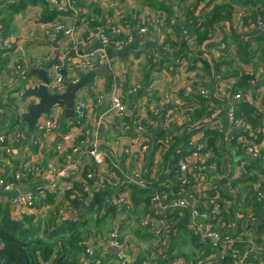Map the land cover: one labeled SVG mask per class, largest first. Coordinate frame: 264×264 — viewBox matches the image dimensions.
Masks as SVG:
<instances>
[{
    "label": "trees",
    "instance_id": "obj_1",
    "mask_svg": "<svg viewBox=\"0 0 264 264\" xmlns=\"http://www.w3.org/2000/svg\"><path fill=\"white\" fill-rule=\"evenodd\" d=\"M201 3L203 5L200 6ZM144 4L165 14L168 21V17L176 13L173 11V5H181L179 9H183L185 13L181 25L184 29H189L197 46L204 51L215 44L214 34L221 30L223 47H219L220 42L218 45L220 60L209 61L203 57L200 59L207 74L218 76L220 79H234V83L230 85V90L233 91H248L253 97L261 91V87L264 86V28H258L256 23L259 20L264 21V0H194L190 3L187 0H144ZM37 5L43 8L39 20L49 21L63 14L62 11L52 8L47 0H10L0 6V14L3 13V16H0V35L9 34L12 15L24 11L29 6ZM235 6L250 8L246 13L242 12L237 23L232 19ZM101 23L94 19L89 25L94 28ZM235 59L240 63L238 67L232 66ZM193 61L191 69L197 63L196 60ZM222 65L227 68L221 69ZM246 65H252L253 71L245 69ZM140 96L147 95L141 93ZM179 96L186 107L184 116L187 119L184 124H180L183 131L180 133L178 123L173 120L177 113L165 115L166 110L163 111V125L159 131V136H172L171 140L163 143V146L166 145V151L161 157L164 169L158 171L159 181H164L171 187L160 189L167 193V200L176 198L180 189L177 162L190 152L185 148L194 133L199 132L205 149L213 151L212 160L218 165L215 171L218 175L220 165L226 162L225 155L230 152L229 147L233 144V139L229 141L223 130L206 125L210 116L226 106L225 99L212 93L201 95L196 91L186 93L185 90L179 91ZM6 99L9 103L13 101L9 95ZM3 104V100L0 99V107ZM233 104L236 117L242 118L252 126L264 127V114L250 100L235 101ZM146 109V116H152L151 103L147 104ZM135 113L134 111L133 116ZM186 127H190L192 131L187 133ZM256 136L255 141L258 142L264 138V133L258 132ZM157 139L158 137L151 139L154 141L153 148ZM247 162L245 173L238 178L229 179L231 185L240 189L236 195L230 193L226 185L218 183L221 189L215 203L210 201L214 191H208L206 199L209 202L202 199L193 205L202 213H206L213 206L218 207V212H212L207 220L213 229H218L223 224L221 230L231 236L244 232L243 240L236 241L233 245L238 253L249 248V241L245 237L253 226L250 213L258 216L262 211L261 205L253 197L252 186L258 180V173H264V167L254 160ZM89 167L92 166H84L83 175ZM126 186L123 185L122 189L125 187L129 189V205L125 207L128 212L126 210L127 214L124 213L126 216L121 219L116 229L123 241L129 243L134 239L136 243L135 252L131 251L136 261L128 264H142L146 260H151L152 264H165L173 257L184 259L188 264H196L198 260L206 257L215 258V264H237V254L231 251L225 253L222 247L197 235L191 225V215L187 208L152 212V197L156 189L141 188L132 184ZM74 188L76 189V186ZM112 192L106 189L95 192L87 206L81 210L80 217L75 219L69 218L66 211L61 209V202L55 204L57 194L54 191L48 190L45 197L38 200L53 205L40 217L36 214H24L20 219H16L13 207L0 199V264H124L117 256L106 251L96 257L90 256L85 262L86 238L99 233L107 234L115 229L112 226L108 231L102 230L109 228L117 216L118 206L112 202ZM70 194L71 191L66 190L64 199H68L74 205ZM36 200L37 198H32V206ZM226 201L230 203L228 207L225 206ZM207 206L210 209H206ZM148 216L155 220L153 225L146 223ZM162 221L166 222L163 236L153 231L156 227H162ZM231 222L236 225L229 226ZM253 232H255L252 234L253 241H260V235H264V225L257 226ZM130 249L129 247L125 249L128 254ZM244 261L245 264H264V257L249 253Z\"/></svg>",
    "mask_w": 264,
    "mask_h": 264
},
{
    "label": "crops",
    "instance_id": "obj_2",
    "mask_svg": "<svg viewBox=\"0 0 264 264\" xmlns=\"http://www.w3.org/2000/svg\"><path fill=\"white\" fill-rule=\"evenodd\" d=\"M7 1L10 0H0V6ZM58 5L59 3L55 4V6L51 4V7L57 9ZM85 10L86 9L84 8V11ZM42 11V6H29L24 11L12 15L10 17L9 34L0 35V37L8 36L11 39V43L8 47L3 48L0 45V99L3 100L4 103L2 107L6 109V114L0 121V134L4 133L6 135V138L8 139L7 142L13 150L11 155H5L0 151V177L3 176V178L11 181L14 178L15 173L20 170L28 174L27 178L18 181L14 191H5L0 189V198L4 203H9L13 207L12 210L15 217H21L24 214H36V216L38 215L40 217L45 208L50 209L52 204L39 202L38 200L43 199L48 190L54 191L57 194L56 202L59 201L62 203L61 209L66 211L69 218L75 219L80 217L81 210L87 206L95 192L105 189L99 184V178L97 175L110 176L114 173L108 163H103L98 168L88 155V149L95 145L101 150L107 152V154L111 155V159L116 160L117 158L121 161V157H115L114 155L121 154L124 147L132 145L136 142V131L132 127V123L126 122L123 118L120 120L117 115L109 112L108 110L110 107L109 94L111 87H113L114 84L118 83L122 87L121 91L123 100L127 104V112L129 103L137 105L142 112L141 114H143V122L146 123L149 128L151 126L149 121L153 115L151 114L152 116H146L148 103H151L153 109H159L158 117H160V121H162L163 125V111L166 110L165 115L174 114L176 101V95L174 94L175 91L180 88H185L198 92V89L201 90L205 88L208 89L209 92H214L216 86L220 82H218L220 78L218 76L211 75V79L208 81L193 79V84H191L192 80L191 78H188L187 74L184 78L180 79L177 75H173L172 72H168L167 67L163 70L162 63L157 61V59L160 58L153 51H150V49L153 50L154 43L158 41V37L156 40V29L153 27H149L147 31L148 33L145 35L137 36L135 40L127 45L123 50L118 51L111 44L107 45L105 47L107 61L104 62H106L108 74L97 75L91 83L81 88L83 96L87 100L88 104L85 116L80 123H74L75 126L72 124V118L66 119L62 126L63 130L61 134L67 135L68 145H81V151L75 158L79 159V162L82 164V173L84 166L89 165L92 167H89L88 170H95L97 175H95V178H89L85 181L84 178L81 177L83 174L78 178H60L57 180V188L52 189L50 186L52 180L50 170L60 169L63 165V156L56 150L55 143L58 141L60 124L63 123L64 119H60L59 121V127L56 132V137L54 136L53 143H46V141L42 138L41 133L36 128L32 132L28 131L27 124L22 119V114L26 112L28 108L24 110L20 107L21 103L28 98L24 97L23 91L28 86H33L34 84L37 85L42 82L38 75L30 73V69L48 66L45 68L48 79L50 76L49 73L51 71V64L56 61L57 58H60L62 62H65L67 57L73 59L75 56L77 57L83 54H88L91 51L100 49L101 45L96 39V33H94V31L89 34V30L91 28L89 23L82 22L81 24L80 21L76 22L70 13L69 15L59 14L49 21H42L39 20V16ZM117 12L122 13L120 10ZM151 13L154 14L153 11H151ZM239 13V10H237L232 18L235 23H237V16H240ZM132 15L136 17L137 14L133 13ZM0 16L2 17L3 13H1ZM118 16L119 15H113L110 19L106 22H102L103 24H101L112 25L118 23ZM134 17L130 19L132 27H135L136 24L143 23L142 18L141 20H134ZM142 17H144V15ZM148 19H151V17H148ZM57 20L64 22L67 26L74 24L76 36L85 38L84 45L78 47L79 49L76 53L73 52L71 48L69 50L66 49L64 43L65 39L62 35L57 40V47L53 45L57 36L60 35L56 34L52 28V23ZM214 36H216V38L214 37L215 44L211 47H216L218 49V45L222 40V31L220 30L215 32ZM176 50H179L180 54L183 53L181 47H178ZM204 54L206 55L207 52H204ZM207 55L209 56V61L215 60V56L213 58L209 54ZM39 57L42 59L41 65L31 67L28 66L29 61ZM173 58L174 54L168 56L167 58H161L160 60H167V62L171 61V63H173ZM189 59L190 60L188 61H193L194 58L190 57ZM198 62H201V60ZM19 64H21L23 68L22 71H19L20 73L15 70V67ZM192 65L193 64H189V69H191ZM196 66L197 63H195V67ZM88 72H80L81 74L78 72L77 74H80L79 79ZM170 75H172V77H170ZM225 83L229 84L231 82L226 81ZM135 84L140 86L139 90L136 93H130L131 87ZM164 87H166V89L168 88L169 95L166 91H164ZM18 92H21L22 95H19ZM98 92H103V99H101L100 103L97 105L96 100ZM141 93H144L147 96L141 97ZM8 95L10 98H13L12 103L7 102L6 97H8ZM4 97L5 99H3ZM29 97L31 98L32 103L37 101L36 98L32 96ZM75 100L76 96L74 103ZM11 104H14L18 108H12L10 106ZM56 105L59 104H55L51 107L50 115L40 114L36 117L35 122L40 117L43 118L42 115L49 118L52 114H55L57 109L55 110L53 107ZM133 113L134 111H131L130 117L133 116ZM62 114H64V107ZM213 118H215L214 126L223 130L225 132V136L230 138L233 135V130L229 129L224 110L221 108L215 112L213 114ZM160 128L161 126L156 129L149 128L147 137L150 141L151 139H155L157 137H163L159 136ZM83 131H89V134H85ZM229 151V153L233 152L232 154L234 156H239L234 152L231 146L229 147ZM234 160L236 163L237 157L233 158L232 162H234ZM235 163L234 165H231V172L229 174L222 167L224 164L220 165L219 175L210 171V176L208 177L211 182H209L213 183L215 180L219 181L223 178H230L235 169ZM132 164L133 163L131 161H125L124 159L121 161L119 169L121 172L127 171L130 167H132ZM153 164L155 163L151 160L146 163L149 167ZM156 174L157 175H154L150 172L145 173L144 177L150 186L149 188L157 189L163 187L164 185L168 186L164 181H159L158 173ZM254 185L252 186V189L253 197L255 199ZM74 186H76V189ZM126 187L125 190H122L125 191V197L129 194V189ZM25 188H27L26 191H21L22 189L25 190ZM66 190L71 191L69 196L72 198V201H74V205L71 204L68 199H64V193ZM110 191H113L112 202L118 206L117 216L110 226L115 228L121 219L126 216L124 213H126V210L128 212V209H125V207L127 208L129 204L120 205L117 203L116 197H114V190ZM27 192H32L33 197L37 198L35 202L36 205L34 204L32 209H26V213L19 216L16 205L10 203L9 200L17 194H24ZM119 192L120 191H117V193ZM217 196L219 197V193ZM218 197L215 200H217ZM229 204L230 203L226 201L225 206L228 207ZM92 237L93 236H88L85 243L86 247L93 249V253L96 257L97 255L105 252L104 248L108 245V243H93L91 240ZM134 246L135 245H133V247ZM131 251L135 252V249H130V254H128L125 249L123 250V252L130 259L128 263L136 261L135 256L131 255L133 254ZM133 258L134 261H132ZM122 263L128 264L125 261H122Z\"/></svg>",
    "mask_w": 264,
    "mask_h": 264
},
{
    "label": "built area",
    "instance_id": "obj_3",
    "mask_svg": "<svg viewBox=\"0 0 264 264\" xmlns=\"http://www.w3.org/2000/svg\"><path fill=\"white\" fill-rule=\"evenodd\" d=\"M50 3L57 4L62 3L63 0H47ZM67 4V0H64ZM67 6V5H66ZM70 12V15L74 18L77 13L70 7L67 9ZM119 22L112 25H102L99 24L94 27L93 31L96 33V39L101 45V48L96 51H91L88 54H83L80 56H75L73 59L67 57L65 62H62L60 58H57L51 65L50 76L47 81L44 83L47 90L51 93L61 94L66 90L68 83H76L79 80L80 72H88L95 69L102 62L107 61V56L105 52V47L107 45H112L116 50H123L127 45L132 43L137 36H143L145 32L148 31L149 25L145 23L136 24L135 27H132L131 20H127L123 18L120 14L118 16ZM75 20V19H74ZM256 26L260 29L264 28V21H257ZM52 28L56 34L62 35L65 39V47L66 49H70L73 52L78 51V47L84 45L85 38H81L76 36L75 34V25H65L64 22L57 20L52 23ZM11 39L8 36L0 37V45L3 48H6L10 45ZM166 50H169V48ZM70 50V51H71ZM42 59L35 58L28 62V66L41 65ZM22 65L19 64L15 67L16 72L22 71ZM62 70L65 73H62ZM262 71L261 69H259ZM80 74H77V73ZM20 73V72H19ZM220 80H218L219 82ZM231 83L226 84L221 81L216 86L214 92H209L208 89H201V95H208L212 93L215 96L221 97L225 99L226 103L222 110L225 112V117L227 123L232 125L233 135L230 137V141L233 139L232 149L236 154H238L237 161L235 163V169L230 178H227L226 189L230 191L232 194H237L239 192L238 186H233L230 184L229 179H235L240 177L243 173L246 172V166L248 164V160H254L259 162L264 167V138L258 142L255 141L257 137L256 134L258 132L264 133V127L260 126H252L249 123H246L242 120V118L236 117V109L234 106L235 101L242 100H250L254 106H258L261 110V113L264 114V101L248 91L242 90H230ZM139 85L135 84L130 89V93L137 92L139 90ZM122 87L120 84L116 83L111 87V91L109 94V103L110 107L108 108L109 112L114 113L122 119L123 116L127 113V104L123 100L122 96ZM264 90V87H261V91ZM19 95L22 93L18 92ZM101 99H103V92H98L97 96V105L100 103ZM175 106H174V114L180 112L181 104L177 95L175 97ZM32 103L31 98L28 97L21 103L20 107L24 110L28 108V106ZM12 108H18L14 104L10 105ZM19 107V108H20ZM88 107L87 100L83 96L82 89L77 91L76 100L74 103V117L72 118V124L80 123L81 120L85 116V111ZM132 110H134L135 116L130 117V122L132 126L138 131V136H136V142L132 145H128L124 147L121 151V154L114 155L115 157H121V161L125 159V161H131L132 167L129 170L121 172L119 169L121 161L116 158V160L111 159V155L107 154V152L101 150L97 146H92L88 149L87 153L95 163V165L101 166L103 163H108L112 168V175H104L99 176L96 174L95 170H87L85 175H82V164L79 162V159L75 158L76 155L81 151V145H68L67 143V135H59L58 141L56 144V150L60 152L63 156L62 161L63 165L60 169L50 170L51 172V188H57V180L65 177H73L78 178L83 177L84 181L89 178H95L97 175L99 178V184L101 187L105 189L114 190V197H116L117 203L120 205H128V195L125 197L124 192L122 190L123 185H137L141 188H149V184L145 179V173H151L157 175V171L163 168L162 163V155L166 151V145L163 146L164 141L171 140V135H166L165 137H160L156 140V146L154 147V141H150L147 137L149 128H158L160 126V117H158L159 109H153L152 117L149 121L151 125L149 128L147 124L144 123L143 114L140 111L137 105H132ZM53 109H57L55 114H52L51 117L47 118L45 115H42L43 118L37 119L35 122V128L41 133L42 138L46 143H53L54 136L56 137V132L59 127L60 119H63V107L61 105H56ZM6 109L4 107H0V121L1 118L6 114ZM146 111V110H145ZM131 113V112H130ZM186 116H184L183 120L178 123L184 124L186 121ZM213 116H210L206 122V125L214 126ZM186 132L192 131L190 127H186ZM184 129V130H185ZM85 134H89V131H83ZM235 134V135H234ZM6 135L4 133L0 134V151L5 155H11L13 150L10 147V144L7 142ZM83 142V141H81ZM154 149V151H153ZM186 151H190L187 155H184L177 162V171L178 173V185L180 187L176 198L172 200H167V193L163 190L164 187L171 189L170 186H163L157 188L154 191L152 200L153 206L152 212L154 211H162L168 210L171 208H187L191 215V225L197 235L202 238L211 241L214 245H218L222 247L223 252L227 253L231 251L234 254H237L236 263L237 264H245V256L249 253H254L258 256L264 257V235H260V241L254 240L253 232L257 226L264 225V173H258V180L254 185V193L255 200L261 205V213L257 216L256 214L250 213L251 223L253 224L252 229L249 233L246 234L245 239L249 241V248L244 252L238 253L237 248H234L233 245L236 241L243 240L244 232H240L231 236L229 233H226L221 230L223 224L220 225L218 229H213L212 226L207 222L208 217L212 215V212H218V207L213 206L211 209L209 206L206 207L208 210L206 213H202L198 209L194 208V203L197 201H202V199H206V193L208 191H214V195L211 201L215 200L218 196L219 190L221 189L218 181H214L210 183V178L208 174L210 171L215 172L218 168V165L212 159L214 158V153L211 150L205 149V143L201 141V134L199 132L194 133L188 140L186 145ZM153 161V165H151V169L146 165L149 161ZM158 164L160 166L158 167ZM114 169H117L116 172ZM224 170L229 174L231 172V163L230 161H226L223 166ZM49 171V170H48ZM116 173V175H115ZM49 174V173H48ZM28 174L24 171H18L15 173L14 178L10 181L5 178L0 177V189L5 191H14L18 181L27 178ZM210 176V175H209ZM210 181V182H209ZM168 185V184H166ZM117 191H120L117 193ZM32 198L33 193L27 192L24 194H17L13 196L9 201L10 203L16 205L19 216L21 214L26 213V209H32ZM1 199V198H0ZM1 201V200H0ZM207 202L209 200L206 199ZM203 200L204 203H206ZM215 203V201H213ZM16 219H20L21 217H15ZM146 223L148 225H153L155 220L151 217L146 218ZM120 223V222H119ZM114 230H111L107 234L99 233L95 234L91 240L93 243H108L113 247L120 248L122 250L127 247L134 249L133 244L131 242L127 243L126 240H122L120 235L118 234L117 227ZM162 227H156L153 231L154 233L163 236L164 228L166 225L165 221H162ZM236 223L231 222L229 226L233 227ZM86 260L91 256L95 257L93 253V249L90 247H86ZM151 260H146L142 264H152ZM98 262V261H97ZM154 263V262H153ZM216 260L213 257H206L204 259H200L196 264H215ZM165 264H188V262L184 259L173 257L170 258Z\"/></svg>",
    "mask_w": 264,
    "mask_h": 264
},
{
    "label": "rangeland",
    "instance_id": "obj_4",
    "mask_svg": "<svg viewBox=\"0 0 264 264\" xmlns=\"http://www.w3.org/2000/svg\"><path fill=\"white\" fill-rule=\"evenodd\" d=\"M194 0H187L188 3L192 2ZM222 1H227V0H222ZM49 4H53L50 3ZM67 5V6H66ZM175 4L173 5V11L176 13L171 14L167 20V16L165 14L159 13L158 11L153 10L149 6L144 4V0H67L66 2L63 0L62 3H59L58 8L56 10L62 11L64 15H69L67 12V9H70V7L74 10V12L77 13V15L74 17L76 22H84V23H89L90 21L94 19H98L99 23L101 22H106L108 19H110L113 15H121L125 19H131L134 17L132 14L136 13V17H134V20H141V18L149 27H153L156 30V40L158 37V41L154 43L153 50L150 49V51H153L160 59L161 58H167L168 56H171L174 54V62L171 63L166 61H162L160 59H157V61H160L162 63V68L165 70L167 67L168 72H172L173 75H177L180 77V79L184 78L187 74L188 78H191L193 84V79L196 80H203V81H208L211 79V77L207 74L205 68L202 66L201 62H198L202 57L203 58H209L207 54L212 56L214 58L215 56V61L220 60V50H218L216 47H210L207 48V50H202L200 47L197 46L196 42L194 41V36H192L189 32V29H184L183 26L181 25V21L184 20V12L183 9H179L181 5ZM200 6L203 5L202 3L199 4ZM55 6V4H53ZM86 9L84 11V8ZM249 7H239L235 6V12L239 10L240 16H237L238 19H241L242 12L246 13L247 11L250 10ZM118 10L122 11V13L117 12ZM151 11L154 12L151 13ZM62 15V14H61ZM144 15V17H142ZM235 15V14H234ZM148 17H151V19H148ZM93 31V28H90L89 34H91ZM81 33V32H80ZM148 32H145L143 35H145ZM216 38V36H214ZM220 38V37H218ZM173 43V44H172ZM167 47L169 50H166ZM178 47L182 48V52L180 54L179 50H176ZM220 48L223 47V44L221 42V45H219ZM216 49V50H215ZM184 50V51H183ZM204 52H207L205 55ZM150 53V52H149ZM214 53V55H213ZM161 55V57H160ZM193 57V60H196L197 66L194 69H189V64H192L194 61H188L190 60L189 58ZM199 58V59H196ZM224 60V59H223ZM222 61V60H221ZM167 62V63H166ZM240 65L238 60H234V63L232 64L233 67H238ZM245 69L252 70L253 67L252 65H246L244 66ZM227 67H224L222 65L221 69H226ZM259 69V67H258ZM172 77V75H170ZM222 83H225L226 81H230L231 85L234 83V79H220ZM167 83V82H166ZM166 83H164L166 86H168ZM264 87V86H263ZM205 89V88H203ZM185 90L186 93L188 91L193 92L194 90H189L185 88H180L177 91L174 92L175 95H177L178 99L180 100L181 104V110L180 112H177L176 116L173 118V120L176 123H180L185 115V105H183V99L182 97L179 96V91ZM164 91L169 95L168 88L164 87ZM200 89H198V93H200ZM197 92V91H196ZM136 93V92H134ZM154 94V92H153ZM257 97L262 98L261 101H264V90L259 91L256 94ZM121 120V119H120ZM229 129H232L231 126L229 125ZM134 130L136 131L135 136H138V131L135 128V126H132ZM179 127L180 133L183 131V128L181 126ZM233 130V129H232ZM230 139V138H228ZM231 153H228L225 155L226 161H230L231 165H234L233 158L238 156H234ZM230 156V157H229ZM232 156V158H231ZM230 158V159H229ZM159 167V164H158ZM223 167V166H222ZM158 172V171H157ZM59 201H57L55 204H59ZM50 206V205H49ZM51 205L50 207H52ZM49 210V208H45V210L42 212L41 216H44V214ZM111 227L109 228H103L102 230L108 231ZM104 231V232H105ZM129 232V231H128ZM130 234V233H129ZM130 241V240H129ZM133 242V245H136L134 242V239L131 240Z\"/></svg>",
    "mask_w": 264,
    "mask_h": 264
},
{
    "label": "water",
    "instance_id": "obj_5",
    "mask_svg": "<svg viewBox=\"0 0 264 264\" xmlns=\"http://www.w3.org/2000/svg\"><path fill=\"white\" fill-rule=\"evenodd\" d=\"M61 37V35H58L53 45L57 47V40ZM49 65V64H48ZM48 66H44L42 68H31L30 73L34 75H38L41 79V83L33 86H28L24 89L23 95L24 97L32 96L37 99L36 102L32 103L28 106V109L26 112L22 114V119L26 122L27 128L29 132H32L35 129V120L36 117L40 114L50 115L51 107L55 104L62 105L64 107V116H63V123L60 124L59 128V135L62 134L63 130V124L66 119H70L74 117V99L76 96V93L79 89H81L84 86H87L89 83L93 81V79L100 74H108L106 62H103L101 65H99L97 68H95L92 71H89L85 75H83L78 82L76 83H68L66 90L61 93H54L51 94L44 83L47 81L46 71L45 68ZM62 73H65L64 70H62ZM132 108V104L129 103L128 105V112L123 116V119L126 122H130V110ZM160 126H162V121H160ZM230 143V142H228ZM54 147V145H53ZM220 184H225L227 182V178H223L218 181ZM24 188V187H23ZM20 190V187H19ZM21 190V191H26ZM104 250L106 252H109L118 258H120L122 261L129 262L130 259L127 257V255L123 252L122 249L113 247L111 245H107ZM134 261V258L132 259Z\"/></svg>",
    "mask_w": 264,
    "mask_h": 264
}]
</instances>
